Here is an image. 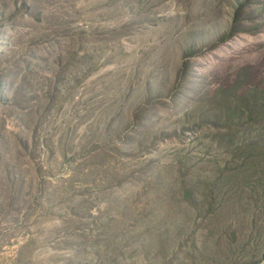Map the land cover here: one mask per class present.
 Listing matches in <instances>:
<instances>
[{
    "label": "rangeland",
    "instance_id": "obj_1",
    "mask_svg": "<svg viewBox=\"0 0 264 264\" xmlns=\"http://www.w3.org/2000/svg\"><path fill=\"white\" fill-rule=\"evenodd\" d=\"M0 264H264V0H0Z\"/></svg>",
    "mask_w": 264,
    "mask_h": 264
},
{
    "label": "trees",
    "instance_id": "obj_2",
    "mask_svg": "<svg viewBox=\"0 0 264 264\" xmlns=\"http://www.w3.org/2000/svg\"><path fill=\"white\" fill-rule=\"evenodd\" d=\"M238 12H239V10H238V7H237V9L234 12L235 14L233 16L234 19L232 21V27L235 26L236 23H237V20H238ZM234 29H235V27H234ZM230 34H233L232 31H230Z\"/></svg>",
    "mask_w": 264,
    "mask_h": 264
}]
</instances>
